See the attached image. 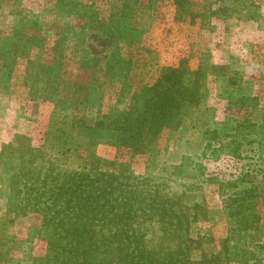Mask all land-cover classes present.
Here are the masks:
<instances>
[{"label":"rangeland","instance_id":"374dc122","mask_svg":"<svg viewBox=\"0 0 264 264\" xmlns=\"http://www.w3.org/2000/svg\"><path fill=\"white\" fill-rule=\"evenodd\" d=\"M257 170L264 0H0V264H264Z\"/></svg>","mask_w":264,"mask_h":264},{"label":"trees","instance_id":"16d2710c","mask_svg":"<svg viewBox=\"0 0 264 264\" xmlns=\"http://www.w3.org/2000/svg\"><path fill=\"white\" fill-rule=\"evenodd\" d=\"M104 52L106 51V49L103 50ZM102 61H104V59H107V57H105L104 55H102ZM165 91V90H163ZM167 92V91H165ZM169 94V92H167ZM163 96L171 99V103H173L175 101L176 98H174V94L170 97V96H167L166 93L164 94L162 92ZM157 99L161 100L162 97H158ZM243 100L244 99H240V98H237L233 101H229L228 102V105H227V110L228 111H232L235 116H240V114H245V112L247 111V107L246 106H243L242 103H243ZM177 106L178 103H174L173 106H171V108H173L174 106ZM153 107H155L154 104H152ZM243 113H240L242 112ZM148 113L146 114H142L140 117L142 119H144L151 127V136L155 135L158 131L161 130V128L163 126H159L161 125V121L164 120V118H161L159 114L157 113H154L153 114V118L151 119H148V116H147ZM227 119V121L231 122L232 124H234L233 126H229L227 128V132L224 133V134H221V135H218L217 137L222 139V142H211L210 140L206 142L205 144V150H208L212 155H213V158L217 159L219 157H217V154H221L223 156H226L229 154L230 150L232 148H234L235 146L241 144L243 142V140L245 139V137L249 136L250 132L251 134H258L259 131L261 133V127L259 126H256L250 122H248L247 120L245 119H241L242 122H238L235 118H230V117H227L225 118V120ZM139 135H140V131L138 132ZM259 133V134H260ZM138 135V137H139ZM216 138V137H215ZM224 139L226 141H224ZM212 157V156H211ZM254 175L255 176H258L259 179H260V183L258 184H253L252 183V178H247V176L249 177V175L246 173V172H240L239 174H237L236 176H234V182H239L241 183L242 185H245L244 187H246L245 190H247L246 192H244L242 198H248L250 196H252L254 193V191L256 189H261V191L264 190V177H263V174L260 170H257L254 172ZM250 193V194H249ZM249 194V195H248ZM242 206L243 203H240Z\"/></svg>","mask_w":264,"mask_h":264}]
</instances>
